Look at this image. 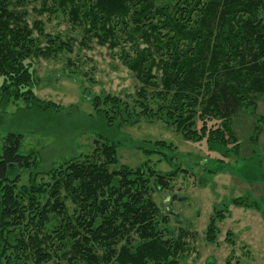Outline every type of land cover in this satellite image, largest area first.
<instances>
[{
  "label": "trees",
  "instance_id": "16d2710c",
  "mask_svg": "<svg viewBox=\"0 0 264 264\" xmlns=\"http://www.w3.org/2000/svg\"><path fill=\"white\" fill-rule=\"evenodd\" d=\"M263 8L264 0H43L35 12L62 13L78 28L81 46L129 43L118 58L140 87L130 101L108 94L92 99L105 127L161 121L190 140L208 133V121H218L208 146L213 141L236 149L225 103L243 109L250 93L264 97ZM28 14L25 0H0V90L5 99L30 106L39 103L28 61L70 52L76 37L45 33L40 20L28 28ZM20 140L7 134L0 154V264H180L184 236L169 237L168 217L151 191L183 169L166 174L146 163L110 169L118 162L117 145L105 143L97 157L87 154L47 172L52 183L17 187L10 177L25 162ZM163 143L155 146L173 148ZM231 204L259 210L245 199ZM225 217L224 211L211 217L209 242L216 241L215 222Z\"/></svg>",
  "mask_w": 264,
  "mask_h": 264
},
{
  "label": "rangeland",
  "instance_id": "374dc122",
  "mask_svg": "<svg viewBox=\"0 0 264 264\" xmlns=\"http://www.w3.org/2000/svg\"><path fill=\"white\" fill-rule=\"evenodd\" d=\"M42 1L25 0L28 28L40 20L45 33L60 34L65 39L76 37V41L72 42L70 52L33 57L28 61L34 82L31 89L39 105L29 106L22 99H5L0 90V154L5 136L13 133L21 136L19 151L26 157L23 166L11 174L15 185L43 182L41 179L49 181L47 172H57L65 163L87 154L97 157L96 151H100L97 147L113 143L117 145L118 162L110 165V169L123 165L134 168L146 163L166 174L178 168L184 170L173 174L165 188L153 187L151 191L160 214L168 217L165 228L169 237L184 236L185 252L180 264H264L262 94L250 93L252 101L245 98L247 105L243 109L233 100L225 103V113L232 117L236 149L231 147L233 144L227 146L213 141L208 146L207 134L218 128V121H208V133L190 140L174 126L161 121L140 120L105 127L92 99L108 94L130 101L140 87L133 73L118 58L121 47L127 49L129 43L110 49L107 44L93 40L81 46L78 28L73 29L62 13L36 14ZM261 11L264 17V8ZM32 34L38 36L36 30ZM200 124L199 121L197 128ZM157 142L173 148L156 147ZM140 148L159 150L164 156L159 153L145 156ZM233 198L254 203L261 211L256 207L232 205ZM65 205L71 213V201L67 200ZM221 211L226 217L215 222L218 232L215 243H211L207 240V225Z\"/></svg>",
  "mask_w": 264,
  "mask_h": 264
}]
</instances>
